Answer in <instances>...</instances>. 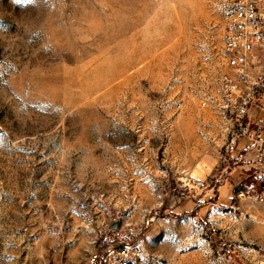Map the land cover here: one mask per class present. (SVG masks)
Masks as SVG:
<instances>
[{
  "label": "rangeland",
  "instance_id": "obj_1",
  "mask_svg": "<svg viewBox=\"0 0 264 264\" xmlns=\"http://www.w3.org/2000/svg\"><path fill=\"white\" fill-rule=\"evenodd\" d=\"M222 3L0 0V264H83L111 217L145 214L178 264H264L257 242L189 203L211 188L219 200L243 131L219 108ZM244 173L223 200L257 196ZM189 176L205 189H184Z\"/></svg>",
  "mask_w": 264,
  "mask_h": 264
},
{
  "label": "built area",
  "instance_id": "obj_2",
  "mask_svg": "<svg viewBox=\"0 0 264 264\" xmlns=\"http://www.w3.org/2000/svg\"><path fill=\"white\" fill-rule=\"evenodd\" d=\"M222 7L228 71L220 81L219 108L239 124L253 108L264 110V0H223ZM181 185L190 192L206 187L205 182L191 177ZM154 221L148 215L139 224L111 217L95 233L94 251L83 264H162L146 240Z\"/></svg>",
  "mask_w": 264,
  "mask_h": 264
},
{
  "label": "crops",
  "instance_id": "obj_3",
  "mask_svg": "<svg viewBox=\"0 0 264 264\" xmlns=\"http://www.w3.org/2000/svg\"><path fill=\"white\" fill-rule=\"evenodd\" d=\"M238 126H243V131L237 138L231 140L230 146L227 149V159L235 163V166L231 170L228 166H225V169L220 174V178L216 180L217 184H215V187L217 188V194H219V200H210V197H212L211 193L214 191L211 188L201 199L189 196V203L194 205L195 210L202 206H204L203 208L206 211L212 208L209 216H212L213 212H217L222 218L223 225L234 229L232 232L235 233L236 237L241 235L243 238H250L252 243L255 244L257 242L260 245L257 250L264 252V199L260 198L264 196V190L260 192L259 188L258 192H256V197L241 205L233 204L229 199H222L223 195L228 194L234 188L235 183H233L230 177H232L234 171L237 169L246 172L244 173L245 176H247L249 170H252L253 173H248V175L255 174L256 178L261 182L260 187L264 184V110L261 107L253 108ZM229 171L230 173H228ZM208 177H210V174H208ZM199 181L205 182L204 180ZM244 185H246V182ZM249 187L252 190L255 189L253 183ZM236 190L239 191L240 189L237 188ZM201 203H204V205ZM223 207H226V210L222 209ZM173 208L171 206L168 210L163 209L162 211L164 214L174 213L175 210ZM215 208H221L222 211L218 212ZM154 213L157 214V212ZM153 217L155 221L146 234L147 244L151 252L158 259L161 258L162 264H178L174 256L170 258V254L164 250L163 252L159 250V239H161L159 237L160 216L154 215Z\"/></svg>",
  "mask_w": 264,
  "mask_h": 264
},
{
  "label": "bare ground",
  "instance_id": "obj_4",
  "mask_svg": "<svg viewBox=\"0 0 264 264\" xmlns=\"http://www.w3.org/2000/svg\"><path fill=\"white\" fill-rule=\"evenodd\" d=\"M144 50V49H143ZM147 53H149V52H147ZM142 54H143V52H142ZM150 54V53H149ZM143 55H145V54H143ZM147 55V54H146ZM135 62V61H134ZM116 70V69H115ZM119 72V71H118ZM113 73V72H112ZM122 74V73H121ZM112 78V77H111ZM106 80H110V79H106ZM112 80V79H111ZM103 81V80H102ZM106 82V81H105ZM107 83V82H106ZM108 84V83H107ZM99 85V84H98ZM106 85V84H105ZM102 87V86H101Z\"/></svg>",
  "mask_w": 264,
  "mask_h": 264
},
{
  "label": "trees",
  "instance_id": "obj_5",
  "mask_svg": "<svg viewBox=\"0 0 264 264\" xmlns=\"http://www.w3.org/2000/svg\"><path fill=\"white\" fill-rule=\"evenodd\" d=\"M263 190H264V184L261 185L260 192H263Z\"/></svg>",
  "mask_w": 264,
  "mask_h": 264
},
{
  "label": "water",
  "instance_id": "obj_6",
  "mask_svg": "<svg viewBox=\"0 0 264 264\" xmlns=\"http://www.w3.org/2000/svg\"><path fill=\"white\" fill-rule=\"evenodd\" d=\"M113 228H114V229L117 228V224H113Z\"/></svg>",
  "mask_w": 264,
  "mask_h": 264
}]
</instances>
